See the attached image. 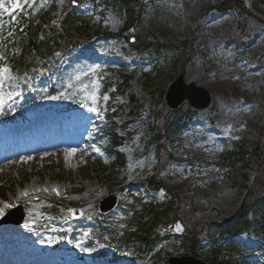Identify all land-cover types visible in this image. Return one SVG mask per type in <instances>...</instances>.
Segmentation results:
<instances>
[{
  "label": "rangeland",
  "instance_id": "1",
  "mask_svg": "<svg viewBox=\"0 0 264 264\" xmlns=\"http://www.w3.org/2000/svg\"><path fill=\"white\" fill-rule=\"evenodd\" d=\"M160 1H156L159 2V19L140 28L138 38L134 35L133 45L139 46L148 39L159 40L164 46L160 49L152 47L150 51L138 53L128 40L115 36L124 24V15L120 10L110 6L107 1L102 0L93 18L90 37H82L79 41L90 44L98 38L103 41L104 38H109L101 43L103 48L100 53L82 50V52L71 54L67 61H62L61 66L64 70L60 76L56 75L53 79L51 75L39 76L33 81L27 76L25 78L19 76L8 67L0 69V109L5 107L12 98H16L15 101L10 102V111L13 116L4 126H0V133L10 130V127H28L31 124L29 119L31 116H28L29 109L45 102L48 105L53 104L52 100L57 97L59 100L56 102V110L63 113H59L58 117H70L68 119L70 125L64 123L65 127H62L63 139L81 143L80 149L76 150L73 158L68 156V150L65 147L59 146L51 152H42L38 158L30 161L17 158L18 160L13 159L14 161L10 160V162L8 160L0 162L1 210L6 212L9 209L4 207L6 202H12L11 206L16 204L17 198L14 192L20 191L30 185L33 180L40 178V182L50 181V184L55 183L64 188H60L61 193L57 191L59 195H51V198H48L49 201L45 203L48 208L62 210L64 214H70L77 209L81 210L84 207L83 201L84 205H87L90 199H93L90 211H93L92 216L101 219L98 202L111 193L117 194L119 203L117 207L120 209L117 210L116 207L105 214L108 224L116 220L120 215L119 211L141 206L152 208L158 203V199L163 203L172 200L173 209L170 218L171 220L182 218L187 226V233L193 229L199 232L204 228V232L206 229L211 230L213 226L224 222L227 217L236 212L245 194L240 183L236 184V181L241 180L242 177L238 172L224 168L220 164V158L223 149H234L245 141L249 145L256 141L264 142V26L256 27L258 29L253 30L251 34L241 35L239 30L236 33L235 28L232 27L231 16L227 14L212 15L203 20L204 16L195 15L196 10L192 15L188 7L184 10L181 0ZM45 2L44 24L55 25L66 5V0H46ZM85 10L90 9L85 8ZM253 25L251 23L250 27ZM199 27L201 29L199 33L196 31L195 34L192 33L194 37H197L194 49L196 53L193 61L185 66L186 79L194 80L210 88L216 102L207 110L190 112L187 126L176 130V133L171 134L166 140L167 145L161 153L159 176L167 182L168 189L173 195L167 196L164 192L161 194L152 192L148 186L141 187V182L145 180L146 175L153 176L154 171L151 168L157 169V163L155 166H150L155 162L153 163L147 154V144L150 140L148 133L155 123L154 111H160L165 104V99L160 92L153 94L152 90L155 87L162 90L167 88L172 81L171 76L168 77V75L174 72V65L181 58L175 52L176 48L169 49L165 44L181 42L190 34V30ZM232 37L244 43L238 45L234 42L235 46L226 47L229 44L227 41ZM89 57L90 62L87 63ZM71 59L74 62L69 63ZM81 59L83 60L80 61ZM76 61L80 63L74 64ZM181 63L182 60L178 64ZM74 67L79 69L71 77H67L66 74L62 82V74ZM120 70L122 74L129 76L126 79L129 87L126 88L125 93H122L118 88V76L108 77L119 92L115 96H109L106 112L109 115L117 113V116L111 119L117 126L111 130L126 137L118 149L122 151L125 158V162L121 165L116 161L115 154L108 152L107 142L101 140L110 135H104L105 133L103 137L99 135L100 141L94 151L86 149L88 143H82V135L87 125L81 123L85 117L93 121L96 114V110L93 109H97L98 106L102 108L104 101L99 96L103 92L104 85L100 81L101 77L103 79L109 75L113 76ZM49 78L52 79L51 85L59 88V94L48 93L50 82L46 79ZM73 91L85 105L65 112L67 105L62 100L67 98L68 103V96ZM131 94L135 96V102L129 99ZM22 102L25 107H20ZM183 109L185 113L189 110L187 107ZM19 110H23V113ZM179 115H184V111ZM173 116L175 114H171V117ZM106 126V122L97 124L94 131L102 127V134ZM170 152L174 157L169 155ZM255 168L256 165L251 163L243 170L248 175L245 183L253 181ZM155 171L158 174L157 170ZM43 195L47 196L48 192H43ZM170 197H172L171 200ZM143 199L149 202L144 203ZM95 218L87 217L84 223L90 224L91 227L95 226ZM102 226L105 225L102 224ZM167 226L163 235L169 236ZM8 228L12 231L13 227ZM38 236L41 239L47 237L46 233L40 232ZM87 237V232L78 235L76 239L80 247L86 244L89 239ZM0 238L3 242L0 245L5 248L8 239L1 233ZM238 242L255 243V240L251 235L243 234L238 237ZM38 243L33 244V247H20L16 258L31 252L34 248L45 250L49 245L55 247L51 242ZM165 244L170 254H178L182 249L177 236L170 235ZM108 248L105 245V249L111 251ZM56 254L57 251L48 253L46 261L57 264L59 261L54 260ZM80 254L82 253L79 250ZM131 254L128 257L137 256L136 261L140 264H167L168 253L165 252L162 253L164 258H154L143 251L136 256ZM201 254L199 253L198 256L205 259V256ZM91 255L93 258L96 257L95 253ZM91 255L84 256V259L88 261L86 263H89ZM260 258L261 261L258 263H264V254ZM60 262L68 263L69 257H63ZM72 262L85 264L78 258H74Z\"/></svg>",
  "mask_w": 264,
  "mask_h": 264
},
{
  "label": "trees",
  "instance_id": "2",
  "mask_svg": "<svg viewBox=\"0 0 264 264\" xmlns=\"http://www.w3.org/2000/svg\"><path fill=\"white\" fill-rule=\"evenodd\" d=\"M69 1L72 2L71 0ZM75 1H78L79 3L84 2V0ZM109 1L112 4L120 6V8L126 13V23L123 32L127 33V30L129 29H133L138 32V29L142 28L146 24V17L151 10L148 8L149 5L146 4L145 0ZM244 1L245 0H185V4L188 8H190V10H193L194 8H199L200 10L229 9L235 13V16H237L239 20L241 19L239 27L242 28V30H246L251 21H258L261 25H263L264 21L245 10ZM13 2H16V0H10L8 4L10 11L5 12L4 15L2 13L0 17V64L9 63L14 70L21 74L26 73L32 67L30 60H32L31 57L34 53H38L45 59V62L42 63L40 67L48 69V62L50 63L49 66H54V64L60 60V57L70 49L71 45H76V37L88 33L89 24L83 22V18H75L78 16L76 12H72L73 7L69 4L65 10L64 16L59 21L60 26L50 30V39L42 42L38 36V28L35 30L33 25L35 14H33L32 8L27 7V4L24 3V6L21 9H13L11 8ZM21 2L23 3V0H21ZM191 2L195 4L190 5ZM213 3H216V5L213 6ZM251 3L253 4L255 11L259 15L264 16V0H251ZM151 41L152 40H150V42H145L144 49H148L150 46L159 48V42L153 43ZM181 44L185 47L184 49L194 47L191 41L189 43L184 41L179 45ZM177 48H179L178 51L182 55L183 51H181V48ZM184 49L182 48V50ZM164 114L161 113L157 115V122L160 123V126L155 128V131L157 132H165L168 129H171L169 116L166 117V114ZM155 139H158V137H155ZM245 151L243 149L239 153L234 154V156L237 159H244L246 154L251 155V160L258 163V168L256 169L257 178L255 182L247 185V192L244 197L245 199L237 213L230 219L226 220L224 225L216 227L217 231L224 234L228 232L234 234L239 231L264 233V231H262L264 230V145H254L250 150ZM156 188L159 189L161 187L156 186ZM249 212L252 213V216L250 217L248 216ZM158 215L159 212L155 214V218L153 220L154 223H156L159 219L157 218ZM163 215L167 217L166 213H163ZM135 219H137L136 215L134 217V220ZM143 226L144 225H142V227ZM150 243L151 242L149 241L148 244ZM183 244L185 248L191 249L192 252L199 246V242L194 238L189 242L188 239H183ZM210 258L213 262H217L219 264H242L240 261L232 258L228 259L227 263H225L213 254H210Z\"/></svg>",
  "mask_w": 264,
  "mask_h": 264
},
{
  "label": "water",
  "instance_id": "3",
  "mask_svg": "<svg viewBox=\"0 0 264 264\" xmlns=\"http://www.w3.org/2000/svg\"><path fill=\"white\" fill-rule=\"evenodd\" d=\"M167 103L170 107L175 108L186 99L194 108H204L209 105L211 97L208 91L194 83L185 84L183 76H179L170 85L166 95ZM176 227V225H174ZM175 232H180V228H174ZM184 259V258H183ZM188 264H202L194 258L184 259Z\"/></svg>",
  "mask_w": 264,
  "mask_h": 264
},
{
  "label": "bare ground",
  "instance_id": "4",
  "mask_svg": "<svg viewBox=\"0 0 264 264\" xmlns=\"http://www.w3.org/2000/svg\"><path fill=\"white\" fill-rule=\"evenodd\" d=\"M57 101H58V99L55 98L54 100H52L53 104L50 103V105L46 106L45 104L41 103V104H39V106L37 105L34 108H30L29 109L28 116H31V117H29V119H30V122H31L30 125H31L32 128H33L32 125H34V124L37 125V126H40L41 123L45 121V119L46 120H50L51 117H53V116L55 117L54 114H57V110L54 109L55 108L54 104L56 105ZM32 113H34V114L31 115ZM40 120H41V122H40ZM83 141H85V137L82 138V142ZM61 143H62V145H60V146H65L68 149L70 148L68 150V156L69 157L71 156L72 158L75 156L76 150L80 149L79 148L80 147V142H76V141L75 142H70V141L64 142L63 141ZM73 150H75V151H73ZM30 159H32V158H30ZM30 159H28V160H30ZM49 184H50V181L48 183H45L43 181L40 182V178H37V180H33L31 182V184L27 187V189L30 190V192L20 191L18 193H14V194L16 195V198H20V197H24L26 194H29V193L32 194L33 192H39L40 190L42 192H45V189L53 190V189L57 188V186L53 187V186H51ZM97 187H98V185L96 186V188ZM88 191H90V190H88ZM30 264H32V263H30Z\"/></svg>",
  "mask_w": 264,
  "mask_h": 264
},
{
  "label": "snow or ice",
  "instance_id": "5",
  "mask_svg": "<svg viewBox=\"0 0 264 264\" xmlns=\"http://www.w3.org/2000/svg\"><path fill=\"white\" fill-rule=\"evenodd\" d=\"M25 2H26V0H25ZM32 2L34 3V0H32ZM73 3H75V0H73ZM23 6H24V3H22L21 0H16V2L12 3L11 8L21 9ZM0 9H3V11H5V12L10 11V9L8 7H6L3 3H0ZM94 99H95V97H94ZM93 110L95 111V109H93ZM73 151H75V150H73ZM97 151H98V149H97Z\"/></svg>",
  "mask_w": 264,
  "mask_h": 264
}]
</instances>
